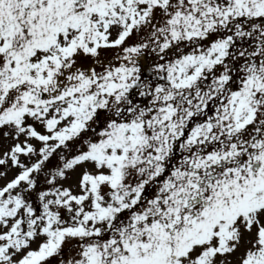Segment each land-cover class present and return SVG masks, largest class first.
<instances>
[{
	"label": "snow or ice",
	"instance_id": "obj_1",
	"mask_svg": "<svg viewBox=\"0 0 264 264\" xmlns=\"http://www.w3.org/2000/svg\"><path fill=\"white\" fill-rule=\"evenodd\" d=\"M0 264H264V0H0Z\"/></svg>",
	"mask_w": 264,
	"mask_h": 264
}]
</instances>
